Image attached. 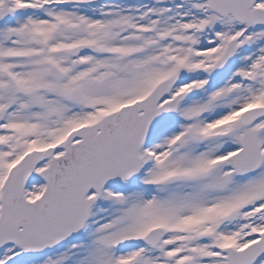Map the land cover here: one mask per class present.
<instances>
[{
  "label": "snow or ice",
  "instance_id": "6c2138e0",
  "mask_svg": "<svg viewBox=\"0 0 264 264\" xmlns=\"http://www.w3.org/2000/svg\"><path fill=\"white\" fill-rule=\"evenodd\" d=\"M0 264H264V0H0Z\"/></svg>",
  "mask_w": 264,
  "mask_h": 264
}]
</instances>
